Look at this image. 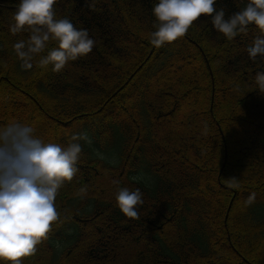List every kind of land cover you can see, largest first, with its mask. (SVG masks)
Returning <instances> with one entry per match:
<instances>
[{
	"label": "trees",
	"instance_id": "obj_1",
	"mask_svg": "<svg viewBox=\"0 0 264 264\" xmlns=\"http://www.w3.org/2000/svg\"><path fill=\"white\" fill-rule=\"evenodd\" d=\"M90 1L56 0V18L87 29L95 45L69 69L53 72L51 65L39 67V57L32 69L21 66L13 44L29 33L9 32L19 0H0V124L30 122L37 136L61 145L74 134L87 137L80 141L79 176L56 198L60 219L24 264H264V145L242 140L234 154L227 137L241 138L237 124L264 133V93L254 81L237 85L264 71V57L250 60V43H242L258 33L250 29L227 41L201 17L184 36L200 48L181 39L156 48L149 40L158 0ZM246 3L217 0L216 7L230 15ZM201 94V106H192L201 109V121L190 113L187 126H177L180 101ZM224 100L240 110L231 130L222 120L229 109L218 117L213 111ZM116 116L120 122L103 121ZM240 153L249 162L235 163ZM107 176L118 179L114 195L121 188L141 191L138 218L125 217L116 195L98 188ZM82 187L87 193L78 195ZM92 230L106 235L95 242ZM123 237L133 240L121 245Z\"/></svg>",
	"mask_w": 264,
	"mask_h": 264
},
{
	"label": "clouds",
	"instance_id": "obj_2",
	"mask_svg": "<svg viewBox=\"0 0 264 264\" xmlns=\"http://www.w3.org/2000/svg\"><path fill=\"white\" fill-rule=\"evenodd\" d=\"M56 0H19L9 32H27L28 38L13 44L24 69L52 66L60 72L70 61L87 56L95 45L87 29L77 28L69 19L56 18ZM217 0H158L152 9L155 31L149 43L160 48L184 37L201 17L210 18L212 28L227 41L246 35L250 29L259 35L247 47L250 60L264 57V0H247L245 7L232 14L216 7ZM55 47L49 48L50 43ZM255 88L264 93V71L256 72ZM86 135L74 134L66 145L36 135L35 126L18 120L0 124V264H24L54 223L60 219L56 198L66 182L78 172L82 154L80 141ZM87 188L79 189L85 195ZM251 193L247 203L255 200ZM143 203L139 189L121 188L116 206L127 218H138Z\"/></svg>",
	"mask_w": 264,
	"mask_h": 264
},
{
	"label": "rangeland",
	"instance_id": "obj_3",
	"mask_svg": "<svg viewBox=\"0 0 264 264\" xmlns=\"http://www.w3.org/2000/svg\"><path fill=\"white\" fill-rule=\"evenodd\" d=\"M86 2H88V3H91L92 1H90V0H86ZM253 33H256L255 31L253 32ZM257 35H259V34H257ZM21 39H24V38H16V40H21ZM181 39V41H185L186 43H190L192 40H190V39H188L187 40V38H185V37H182V38H180ZM243 42V44L245 43V42H249V43H251V41H248V40H246V39H244V40H242ZM193 43H194V45H197L198 47H199V44L198 43H195L194 41H192ZM197 46H195L196 48V50H197ZM202 47H203V49L204 50H206V51H208L209 49H208V47H206L205 46V44H202L201 45ZM231 46H233V44L230 42V43H228L226 46H225V49L224 50H222V56H227V54H228V52L231 50ZM200 48V47H199ZM195 50V51H196ZM214 51H215V49H214ZM197 55H198V53H197ZM197 55H195V58H196V56ZM94 61H95V59L93 58V57H91ZM215 62H213V64H214ZM69 65L70 64H67L66 65V68L67 69H69L70 67H69ZM214 65H216V64H214ZM256 75V74H255ZM253 77V76H252ZM251 76H248L247 78H241L240 79V83H238L237 85H240V84H247V83H250V82H252V81H254V78H255V76L252 78ZM249 80H251V81H249ZM216 81V80H215ZM217 83V82H216ZM8 85V84H7ZM217 85H218V83H217ZM217 85H215V89H218V86ZM162 88H164V86L163 85H159L158 87H157V90L159 91V90H162ZM17 91H19L18 89H16ZM200 91H203V89H199ZM217 91V90H216ZM230 95H232V94H230ZM183 97H181L180 99H182ZM179 99V100H180ZM137 100H138V98H137ZM202 100H203V96H202V94L201 95H198L197 97L196 96H191L190 98H184V100L183 101H180L181 103L179 104V107L181 108V110H180V119L181 120H179L178 122H177V126H187V125H185L186 124V122L188 121V119H189V116H190V113H192L193 115H197V118H198V120H200L201 121V109L200 108H198V110H196V111H194V109L192 108V106H193V103H195L196 104V106H198V107H200L201 105V103H202ZM197 101V102H196ZM221 103H224L223 105H214L213 106V111H214V113H216L217 115V117L219 116V114L221 113V111H224L225 109L227 110V109H229L230 111H231V113L229 112V110H225L226 112H228V116H226V117H222L223 119V122H224V124H225V126H226V128H228L229 130H231V128L229 127V124H230V122H232L233 120H235L236 119V116L239 114V112H240V110H238L239 108H237V106H234V102H230L229 100L228 101H222ZM233 104V106H231ZM195 106V107H196ZM222 106V107H221ZM229 107H232V108H229ZM233 109L234 110H237V112H235V111H233ZM196 118V119H197ZM221 118V117H220ZM232 118V120L231 121H229V119H231ZM131 119H133L132 117H130V116H124V121H126V122H130V120ZM103 121H105V122H110V121H113V122H120L121 121V119H120V117H114V118H112V117H105L104 119H103ZM208 122V121H207ZM163 123L165 124V127H167V121H163ZM208 124H210V123H208ZM233 129L235 130V132L237 133V134H239L238 136H240L241 138L239 139V140H236L235 142L233 141L234 140V138H233V136L230 138L229 137V133L227 132V137H228V140H229V142H231L232 141V144L230 143V149L231 150H229V151H231L232 153H236L237 151H239L240 150V148H239V143L240 144H242V142H244V141H247V142H250V141H252L253 142V140H257V141H262V143H263V145H264V133L263 132H256V131H251L249 128H248V126L246 125V124H237L236 126H234L233 127ZM247 130V132L245 133V131ZM230 138V139H229ZM242 140H244V141H242ZM229 149V148H228ZM231 152H229L230 154H232ZM239 155V154H238ZM240 156H247V158H249V159H251V157H250V155H246V154H244L243 155V153L241 154L240 153V155L238 156V158L239 159H237L236 161L237 162H235L234 161V159H233V161L235 162V163H238V164H240V165H242L243 164V162L242 161H245L246 163L247 162H249V159H247V158H244L243 157V159L240 157ZM236 157V156H235ZM234 157V158H235ZM255 163V162H254ZM78 173V172H77ZM105 174V173H104ZM79 176V174H76L75 176H74V178H76V177H78ZM74 180V179H73ZM116 182H118V179L117 178H112L111 176H107V178L105 179L104 178V180L103 181H99V182H97V184H98V188L100 189L101 188V190L102 189H104L109 195H111V196H115L114 195V193L113 192H111L110 191V188H111V184H116ZM223 187H226V185L224 184L223 185ZM228 187V186H227ZM109 192H108V191ZM112 193V194H111ZM117 193V192H116ZM95 230H92V232H93V234L91 235V239L90 240H94L95 242L97 241H99L100 239H96V238H98L97 236H103V235H106V233L103 231L102 233L101 232H98L97 230L94 232ZM169 231H171L168 227H166V232L167 233H169ZM91 232V233H92ZM97 233H99V234H97ZM133 240V238H130V237H123V238H121V245H122V242L123 243H130L131 241ZM146 242L148 241V240H145ZM100 242V241H99ZM145 244V243H144ZM110 245V244H109ZM140 245H143V244H140ZM128 245H123V247H127ZM38 247H40V244H39V246ZM142 247V246H141ZM146 248V247H145ZM111 251V249H107V252H110ZM106 253V252H105Z\"/></svg>",
	"mask_w": 264,
	"mask_h": 264
}]
</instances>
